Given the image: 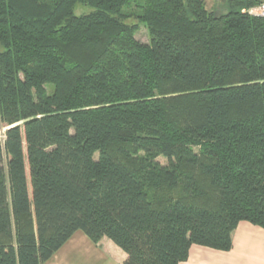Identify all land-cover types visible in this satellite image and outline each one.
I'll return each instance as SVG.
<instances>
[{"label":"trees","instance_id":"trees-1","mask_svg":"<svg viewBox=\"0 0 264 264\" xmlns=\"http://www.w3.org/2000/svg\"><path fill=\"white\" fill-rule=\"evenodd\" d=\"M253 5L0 0V264H44L77 231L122 264H179L231 250L240 222L264 229Z\"/></svg>","mask_w":264,"mask_h":264},{"label":"crops","instance_id":"crops-1","mask_svg":"<svg viewBox=\"0 0 264 264\" xmlns=\"http://www.w3.org/2000/svg\"><path fill=\"white\" fill-rule=\"evenodd\" d=\"M103 239L93 244L81 231H77L44 264H70L79 253L89 258H100L103 264H122L125 259L122 251ZM102 242L105 250H101ZM231 244L228 252L192 245L187 260L179 264H264V229L240 222L231 233ZM106 250L108 255L103 252Z\"/></svg>","mask_w":264,"mask_h":264},{"label":"rangeland","instance_id":"rangeland-1","mask_svg":"<svg viewBox=\"0 0 264 264\" xmlns=\"http://www.w3.org/2000/svg\"><path fill=\"white\" fill-rule=\"evenodd\" d=\"M204 4L205 9L212 13L214 16H219L222 14L226 13L227 10V0H201ZM91 10L89 8H86L84 6L81 5H77L75 7V15L79 16V15H83V14H87L89 13ZM125 14H134L135 12L131 9V10H126L124 11ZM126 24H137V21L134 17H130L129 19H127L125 21ZM138 31L135 34V38L138 42L143 43V44H147L148 43V33L146 28L139 24L138 25ZM50 88H47V91L50 92ZM3 132L4 131H0V138L3 136ZM95 158H97V155L95 156ZM158 162L161 165H165L166 164V160L164 158H158ZM104 241H107L109 243H111L108 239H103ZM112 244V243H111ZM101 250H105V245L102 242V246H101ZM104 253H106L107 255L109 254V251H103ZM100 258H96V257H87L81 253L76 254L74 256V258L72 259V262L70 264H103L102 260H99Z\"/></svg>","mask_w":264,"mask_h":264},{"label":"built area","instance_id":"built-area-1","mask_svg":"<svg viewBox=\"0 0 264 264\" xmlns=\"http://www.w3.org/2000/svg\"><path fill=\"white\" fill-rule=\"evenodd\" d=\"M253 2L254 5L248 9L242 11V13L247 14L251 17H256L264 20V0H246Z\"/></svg>","mask_w":264,"mask_h":264}]
</instances>
